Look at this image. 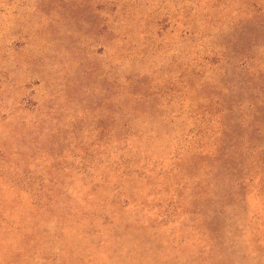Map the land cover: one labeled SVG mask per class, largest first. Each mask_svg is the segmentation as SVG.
Masks as SVG:
<instances>
[{"label": "rangeland", "instance_id": "1", "mask_svg": "<svg viewBox=\"0 0 264 264\" xmlns=\"http://www.w3.org/2000/svg\"><path fill=\"white\" fill-rule=\"evenodd\" d=\"M0 264H264V0H0Z\"/></svg>", "mask_w": 264, "mask_h": 264}]
</instances>
